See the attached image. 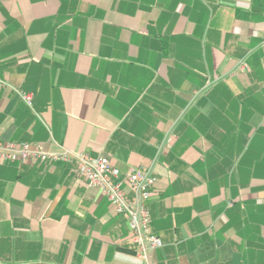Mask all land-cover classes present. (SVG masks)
<instances>
[{
    "label": "crops",
    "instance_id": "obj_1",
    "mask_svg": "<svg viewBox=\"0 0 264 264\" xmlns=\"http://www.w3.org/2000/svg\"><path fill=\"white\" fill-rule=\"evenodd\" d=\"M0 79L1 143L150 169L148 264H264V0H0ZM135 251L76 162L0 161V264Z\"/></svg>",
    "mask_w": 264,
    "mask_h": 264
},
{
    "label": "built area",
    "instance_id": "obj_2",
    "mask_svg": "<svg viewBox=\"0 0 264 264\" xmlns=\"http://www.w3.org/2000/svg\"><path fill=\"white\" fill-rule=\"evenodd\" d=\"M245 70V65L240 64ZM4 82L0 79V88ZM20 98L30 105V96L19 92ZM172 134H167L157 149V156L168 150L172 143ZM0 161H27L70 163L76 162L78 175L90 188L98 189L106 197L115 215H122L127 220V227L135 254L143 264L150 261V253L162 248L161 240L152 232L148 202L151 188L155 182L150 169L137 168L126 177L125 182L119 172L111 167L109 160L102 154L70 155L68 152L51 153L41 146H30L27 143L14 144L0 142Z\"/></svg>",
    "mask_w": 264,
    "mask_h": 264
}]
</instances>
